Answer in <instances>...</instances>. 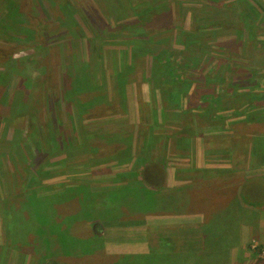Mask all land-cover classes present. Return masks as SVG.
<instances>
[{"label":"rangeland","instance_id":"374dc122","mask_svg":"<svg viewBox=\"0 0 264 264\" xmlns=\"http://www.w3.org/2000/svg\"><path fill=\"white\" fill-rule=\"evenodd\" d=\"M9 1L0 0V72L8 81L0 86V264H33L31 250L46 253L32 242V220H22L19 231L28 236L21 246L12 219L31 192L66 190L68 203L52 208L50 200L37 214L68 221L74 237L94 238L100 249L80 256L70 241L68 256L55 238L59 264H205L182 242L198 238L194 248H203L198 256L210 248L211 264H264V207L244 209L246 221L227 227L233 248L226 230L210 241L201 230L221 220L225 229L244 179L264 176V140L262 161L250 155L255 139H264V49L255 48L264 43V0H14L11 12ZM134 41L152 42L139 44L137 55L173 51L162 62L148 51L138 63ZM73 56L95 68L103 97L84 112L61 95ZM233 89L247 93L234 104L238 114L214 98ZM36 151L42 160L29 168ZM158 160L168 171V197L160 200L157 189L130 193L146 185L141 164ZM189 186L190 196L180 197ZM83 187L92 192L93 214L104 213L101 197L113 205L108 214L86 223ZM117 192L123 195L109 197Z\"/></svg>","mask_w":264,"mask_h":264},{"label":"trees","instance_id":"16d2710c","mask_svg":"<svg viewBox=\"0 0 264 264\" xmlns=\"http://www.w3.org/2000/svg\"><path fill=\"white\" fill-rule=\"evenodd\" d=\"M17 5L15 3L14 0H10L9 3H7L6 5V9L11 12L14 9H16ZM158 6H154V8L157 10V13H159V8H157ZM250 11L254 10V8L251 6V4L249 3L248 5ZM253 15H257V13H252ZM251 14H249L248 10L246 11L245 9L242 10L240 12L241 18H242V22L245 26L244 33L246 35V31H247V35L249 34V28L247 25L248 20L250 19ZM134 49H133V55H132V61H137L138 63H141V60L144 58L143 55L147 54L148 51H150L152 53V55L154 56V59L156 61H163L164 59H167L169 56V52L173 51L171 49L168 48H164L158 51V53H156L155 51H152L151 47L150 49H146V52L142 55H137L136 54V49L139 46V44H148V45H152L151 41H134ZM255 48L259 51H261L262 49H264V43H259L257 41V43H255ZM191 50L189 49V52ZM23 60V59H21ZM77 61V58L75 56L70 57L68 59V65L66 68H64V72L62 74L63 76V84H62V91H61V95L66 98L68 101H70L71 103L74 104V106H78L80 109L83 110V112L87 109V107L89 106H93L95 104H98V102H102L103 97L100 95L98 97V91H100V87L97 85V83H95L96 81V76L94 73L95 68H91V64L90 63H83L81 65H79V61L78 63H75ZM166 63V62H165ZM127 65V64H126ZM71 74H73V78H71ZM121 75L120 71L118 72V74L116 76ZM61 76V77H62ZM120 77H118L119 79ZM7 80L4 76V74H2V72H0V86L1 85H6L7 84ZM190 87V85L186 88V90H188ZM193 93V92H192ZM171 93H165V95H170ZM224 94V95H223ZM222 93H215V101L217 103V105L220 106H227L230 108H235L234 111L233 109H230L229 111L231 112H236V114H238L239 109L241 108V106H236L234 104H237V102L240 101V96L241 97H245V95H247V93H245L244 91H242L241 89H233L230 92H223ZM84 95H87L90 97V101L87 105H85V103L83 101H81L82 97ZM195 95V93H193V95L191 97H193ZM191 97H189V99H191ZM206 97H208V95L206 94ZM255 99L258 98L256 96H254ZM167 98V97H166ZM94 99L98 100V101H93ZM259 100H261L262 98H258ZM231 101V105L229 104H225V101ZM1 104V103H0ZM96 106V105H95ZM31 131L28 132V137H31ZM264 139H262L261 137H258L255 139V145L252 147V152H251V159H257L262 161V157L260 158V154H258L259 152V143H261V141H263ZM64 145V144H63ZM30 146V145H27ZM59 146H61V144L59 143ZM26 147V145H25ZM36 148V147H35ZM37 155H34V157L32 158V162H33V166L29 167V168H35L37 163H40L42 160V155H46L45 150L42 152L36 151ZM38 158V159H37ZM260 158V159H259ZM263 161H264V157H263ZM264 164V163H263ZM142 167H144L143 169V173H144V182H146L145 186H142L141 188L137 187L135 188V190H130V193H135L137 195H141V194H148V192L157 189L158 191L163 190V192L161 194L158 195V197L161 199H166L168 197L167 192H164V187L166 184V178H167V170L162 168L163 167V160H158L155 162H151V163H145L143 162L141 164ZM159 173V174H158ZM145 187V188H144ZM84 188V187H83ZM233 188V187H232ZM241 191L239 194L240 200L241 202L245 205L242 206L241 202L237 203L236 207H234V211L232 212L233 215L235 216L234 220L232 222H226V228L222 229L219 228L220 223H222V220L220 222H218L217 224L214 223L211 226L206 227L204 224L202 226V231L204 233V235L206 236L208 234V240H215L216 237H220L216 234V229H219L221 234L224 235L225 230H226V234H227V227L228 226H232L235 223V220L239 221H243L245 219L242 218L241 213L244 209H248V214H255L254 210L260 209L262 207H264V176H257V177H249L244 179L242 185L240 186ZM77 190V189H76ZM192 191L191 186H189V188L185 189L184 191H182L179 196L180 197H184V196H190V192ZM233 191V190H232ZM70 190H66L63 193L60 194H56V195H51V196H46V197H38L36 193L31 192L28 197L26 198V200L24 201L26 206L25 209L22 211H18L15 212V219H12L13 222H15L18 225V228H15V231L18 234V241L20 242L21 246L23 245V241L24 239L28 236V233H21L19 231V228H21L24 224V222L22 220H24V218L26 219L28 217V220L30 219V221L32 220V223H34V226L32 225V223H30V229L28 230L29 232H33L35 235L34 241L32 242H37L38 245H40L41 247H45L46 253L41 256L40 253H36L35 249L31 250V254L34 255V262L33 264H59L58 263V258H56L57 255V251L60 250L62 247L60 245V243L66 247V249L68 250V243L70 244V241L76 242V247L74 246V244H71L72 247H74L75 249L78 250L79 255H85V254H94L96 253L99 249H100V245L99 243L94 240V238H86L85 240H81L80 237H74L73 235L76 233L71 232V230L68 228V221H59L56 222L55 219H53V216L50 215V218H48L47 215H39L37 214L38 211H40L41 209H43L47 203L51 200V206L52 208H54V205L60 204L62 202H66L68 203V196H69ZM92 193L90 190L86 191V188L83 189V197H84V205L82 206L83 210H84V214L86 216V223H89V221H91L92 219H96L98 217H101L103 214H108L106 209H109L111 207H113L112 204L107 205V198L101 197L99 199V205L102 206L104 213L100 214L99 212H96L95 214H93V210H92V205L90 203V196ZM114 193V192H113ZM129 193V192H128ZM106 194V193H104ZM111 196H113L114 198L117 196H121L123 195V192H117L115 194H109ZM151 195V194H149ZM213 196V195H212ZM212 197H210L209 200H211ZM204 199L203 198L200 200V204H204ZM111 203L113 201L110 200ZM177 203V197L174 198L172 200V202L170 203L169 207L175 206ZM141 206V203L140 205ZM106 208V209H104ZM150 211H153V209H151L150 207ZM251 211H254V213H251ZM34 214V212L36 214ZM231 212V210H230ZM228 212V213H230ZM27 214L26 216L24 214ZM155 213V212H154ZM157 213H159V211H157ZM22 214V215H21ZM238 214V216H237ZM21 215V216H20ZM56 216V214H54ZM220 215L217 217H215V220H219ZM16 220V221H15ZM37 226V227H36ZM36 227V228H35ZM234 227V226H233ZM35 230V231H34ZM101 232V227H100V231L98 233ZM236 233V232H235ZM227 236H230V233H228L226 235V238L222 237L221 239H225L228 242V238ZM234 236V234H233ZM165 238H167V236H164ZM56 238L58 244L60 245V249H54L53 247V240ZM168 239V238H167ZM200 238H198L199 240ZM241 239V235L240 234H235V240L239 241ZM198 240L196 239H188L186 241H182L184 242V245L186 246H191L193 248V252L196 254V256L198 257V261L205 260V264H211L210 263V258L212 257L209 250H208V255L206 256V252H204L203 255L198 256V252L202 251L203 248H201L199 246L198 252H196L195 250V246L198 244ZM17 241V242H18ZM56 243V242H55ZM81 243L88 245L89 247L87 249L82 248L81 247ZM18 244V243H17ZM227 247H232L233 248V244L229 243L226 245ZM224 250L223 247L221 246V251ZM177 251V250H174ZM27 252V251H25ZM70 255L69 250H68V256ZM99 256L98 254H94L93 256L96 257ZM183 255V253L181 254ZM180 254H178V259L182 258ZM101 257V256H100ZM223 257V256H222ZM225 258V257H224ZM80 260H82V258H79ZM183 259V263H188V258L185 256L182 258ZM227 260V259H226ZM229 263V262H227Z\"/></svg>","mask_w":264,"mask_h":264},{"label":"crops","instance_id":"0c3cea01","mask_svg":"<svg viewBox=\"0 0 264 264\" xmlns=\"http://www.w3.org/2000/svg\"><path fill=\"white\" fill-rule=\"evenodd\" d=\"M260 176V175H259ZM246 221V220H245ZM204 225V224H203ZM201 229H202V227H201Z\"/></svg>","mask_w":264,"mask_h":264}]
</instances>
